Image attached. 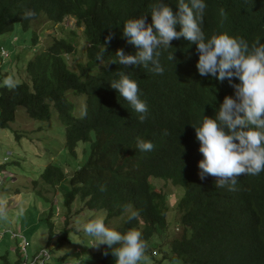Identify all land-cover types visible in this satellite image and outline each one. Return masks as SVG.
<instances>
[{
  "label": "trees",
  "instance_id": "obj_1",
  "mask_svg": "<svg viewBox=\"0 0 264 264\" xmlns=\"http://www.w3.org/2000/svg\"><path fill=\"white\" fill-rule=\"evenodd\" d=\"M154 2L0 0V36L12 32L16 24L25 31L43 13L54 24L74 20L86 43L85 62L78 63L77 71H73L66 57L76 51V33L69 31L70 35L65 38L52 36L48 46L27 61L20 73L22 81L15 82L14 89L0 86V129L9 127L19 107L26 110L30 119L41 122L50 120L53 108L57 120L64 126L67 152L75 157V148L81 146L86 158L69 178L68 187L63 185L65 174L58 166H46L40 180L63 194V206L67 210L78 198L84 209L105 212L104 223L120 220V225L112 229L121 233L130 229L140 231L146 243L144 257H150L154 264L163 261L264 264V171L254 176H237L231 190L227 185L217 188L215 177L208 175L200 179L198 175L197 162L202 159L199 144L173 136L165 129L167 117L180 110L186 133L200 116L212 115L224 96L233 94L228 81L199 76L188 54L190 49L193 55L194 43L183 37L171 40L170 47L161 51V74L142 66L126 68L115 63L117 49L124 54L136 51L123 37L122 23L143 15L150 24L149 12ZM161 2L176 10L175 0ZM205 4L201 27L206 38L224 32L245 39L250 46L257 40L264 43V0H205ZM26 9L33 10L35 15L23 19ZM109 31L112 37L103 54V62L108 63L100 65L96 55ZM36 39L34 32L33 46L38 43ZM169 55H173L172 60L168 59ZM121 71L136 80L140 98L147 104L143 122L137 120L139 114L119 93L109 87L108 83L118 79ZM232 82L239 83L236 78ZM79 95L84 96V102L79 105L81 111L76 108ZM137 138L150 140L153 149L137 150ZM3 170L4 164H0V174ZM152 178L170 180L183 192L176 206L177 235L168 230L167 195L162 189H156L155 183H150ZM2 183L1 180L0 187ZM32 184L36 188L39 182ZM41 192L44 200L49 201ZM51 210L46 222L48 239L56 236L54 248L50 250L54 254V249L69 242L71 228L66 217L63 229L54 231ZM130 210L138 213L131 220L128 219ZM157 253L160 260H154ZM1 258L2 264H25L20 251L14 262L6 256ZM91 259L94 264H114L115 258L102 244ZM56 261L63 263L64 258Z\"/></svg>",
  "mask_w": 264,
  "mask_h": 264
},
{
  "label": "clouds",
  "instance_id": "obj_2",
  "mask_svg": "<svg viewBox=\"0 0 264 264\" xmlns=\"http://www.w3.org/2000/svg\"><path fill=\"white\" fill-rule=\"evenodd\" d=\"M175 2L177 7L173 11L168 4L155 0L149 12L150 24L145 22L143 15L124 20L122 35L136 51L134 54H124L117 49L115 63L126 68L129 65L142 66L149 72L161 74L163 67L159 57L162 50L170 47L171 40L183 37L190 44L194 43L191 45L194 57L190 49L188 54L192 57V67L195 66L196 73L202 77H214L217 81L227 80L233 94L225 95L212 115L200 116L190 126L188 133L181 119L182 110L167 117L165 129L173 136H182L199 144L198 151L202 154V159L197 162L200 179L211 175L216 178L215 187L227 185L231 190L237 176H254L264 171V43L257 40L250 46L245 39L224 32L206 38L201 27L205 0ZM34 15L33 10L26 9L22 18L30 19ZM111 37L109 31L96 55L100 65L108 63L103 62V54ZM168 59L172 60L173 55H169ZM118 76V79L108 83L109 87L119 93L139 114L137 120L143 122L148 107L140 98L136 80L123 71ZM232 78L239 83H233ZM2 84L10 89L16 87L11 76L4 78ZM135 147L141 152H148L153 149V144L150 140L137 138ZM164 181L174 186L170 180ZM137 215V211L130 210L128 219H134ZM77 228L93 238L90 246L106 245L115 258L114 264H139L144 259L146 243L138 230L121 233L106 227L102 218L88 220L78 224Z\"/></svg>",
  "mask_w": 264,
  "mask_h": 264
},
{
  "label": "rangeland",
  "instance_id": "obj_3",
  "mask_svg": "<svg viewBox=\"0 0 264 264\" xmlns=\"http://www.w3.org/2000/svg\"><path fill=\"white\" fill-rule=\"evenodd\" d=\"M69 31L76 33V51L72 55L66 57L69 68L76 70L78 63H84L85 41L82 36L81 28L76 27L74 20L68 19L62 24H54L46 19L43 13L39 18L32 21L29 27L24 31L20 24L14 26V30L10 33L0 36V46L8 52L9 57L3 59L0 57V86H3L4 78L11 76L15 82L19 83L20 73L24 70L25 65L34 54L44 50L49 42L50 37H68ZM37 34L38 43L32 44V33ZM77 98L76 108L79 111L82 107L80 102H84V96L79 95ZM79 100V101H78ZM74 101V99H73ZM79 102V103H78ZM83 106V105H82ZM77 115H81L80 112ZM87 147V145H86ZM76 156L72 157L65 147L64 126L57 120L56 111L51 108V118L48 121L41 122L30 119L23 107L17 108L14 121L9 124L7 129H0V164H4L7 173H14L17 180V187L21 192L22 198H17L13 203V209L16 211L15 216L21 219V233L18 244L23 243L22 238L26 240L27 246L25 252L28 257L35 254L43 248L53 249L56 240L51 242L48 239V225L46 217L52 208L51 222L54 225V231L60 232L65 224L67 217L68 227L71 228L68 234V243H62L58 249H54L52 254V262L50 264H58L56 258H64L63 264H94L91 255L99 252L101 245L90 246L92 237L86 236L82 230H78L77 225L87 222L91 219L102 218L104 221L105 212L91 211L84 209L83 203L76 198L67 210L63 206V194L56 192L54 187L44 185L40 180V175L48 165L61 167L65 174L63 185L68 187L69 178L74 173L76 167L81 165L86 155L82 153V147L75 148ZM39 182L34 188L32 182ZM150 183H158L159 187L167 195L168 213L167 219L170 223L169 231L177 235L179 232L176 227L178 214L176 206L183 192L179 188L170 185L168 181L161 179H150ZM165 182L164 184H162ZM4 185L8 187L10 181L4 178ZM43 192H41V191ZM32 195H29L31 194ZM46 196L49 201L44 200L39 193ZM8 211L9 206H4ZM19 219L13 222L12 227L16 229ZM3 215L0 214V228L4 224ZM120 225V220H111L106 227L113 228ZM10 230V229H9ZM7 229L2 230L0 235H4L3 241L0 239V264H2V256H6L7 260L14 262L16 257L15 251L11 249V242ZM16 231V230H14ZM55 238V237H54ZM24 257L23 251L19 250ZM18 251V252H19ZM33 251V252H32ZM154 260H160L158 253L154 255ZM139 264H154L150 257H144ZM162 264H169L162 262Z\"/></svg>",
  "mask_w": 264,
  "mask_h": 264
},
{
  "label": "crops",
  "instance_id": "obj_4",
  "mask_svg": "<svg viewBox=\"0 0 264 264\" xmlns=\"http://www.w3.org/2000/svg\"><path fill=\"white\" fill-rule=\"evenodd\" d=\"M6 177L8 178V181H10V185L8 187H6L4 185V178H6ZM17 180H18V178H16L14 173H7L5 171V169L3 170V173H2V181H3V183H2V186L0 187V214L3 215V220L5 222L2 225V228H0V232L2 230H5V229H7V230L10 229L9 231L17 233L19 235V233H21V231H20L21 230V225H22L21 224V219H19V217L15 216V212L16 211L13 209L14 201L18 202L17 198H22L21 195H20L21 194L20 190L16 189V188H13V187H17L16 186ZM29 195H32V193L29 194ZM7 205L9 206L8 211H6L5 208H4V206H7ZM16 218L19 219V223L17 224L16 229H14L12 227V224L16 220ZM14 230H16V231H14ZM9 231L7 233L9 235L11 241L15 240V242H13V241L11 242V245H12L11 249H12V251H15L16 257H18V251H19V247H18L19 246V244H18L19 242H18V240L19 239L12 237L10 235ZM54 237H56V236H54ZM54 237L52 238V240L54 239ZM0 239L3 241L4 235L3 236L0 235ZM52 240H50L49 242H51ZM35 254H33V255H35ZM33 255H31V257ZM27 258H28L27 259V262H28L30 257H28V255H27ZM56 259H58V258H56ZM59 264H63V263L60 262Z\"/></svg>",
  "mask_w": 264,
  "mask_h": 264
},
{
  "label": "built area",
  "instance_id": "obj_5",
  "mask_svg": "<svg viewBox=\"0 0 264 264\" xmlns=\"http://www.w3.org/2000/svg\"><path fill=\"white\" fill-rule=\"evenodd\" d=\"M9 56L8 52L5 51L4 48H0V57L3 59H6ZM1 180H2V175L0 174V184H1ZM10 235L14 238H17L20 240V235H18L17 233L11 232L9 231ZM22 242H20V247L21 250L23 251L24 257L23 259L25 260V264H50L52 262V252L50 251L51 249L46 247L43 248L41 250H39L35 255L32 256L31 260L27 262V254L24 253L25 252V247L27 246L26 240L24 238H22ZM19 247V249H20Z\"/></svg>",
  "mask_w": 264,
  "mask_h": 264
}]
</instances>
